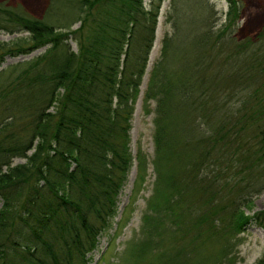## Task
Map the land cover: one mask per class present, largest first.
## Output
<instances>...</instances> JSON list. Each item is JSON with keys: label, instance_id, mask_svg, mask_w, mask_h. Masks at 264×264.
Returning <instances> with one entry per match:
<instances>
[{"label": "trees", "instance_id": "obj_1", "mask_svg": "<svg viewBox=\"0 0 264 264\" xmlns=\"http://www.w3.org/2000/svg\"><path fill=\"white\" fill-rule=\"evenodd\" d=\"M164 1L47 0L38 17L0 2V33L25 34L0 42V66L46 48L0 71V264H85L96 248L133 163L131 119ZM225 2L220 24L209 0H170L165 15L143 99L156 104L157 175L141 260L165 223L175 246L196 236L192 258L215 239L224 253L251 223L264 232V208L243 211L264 191V23L238 38L241 4ZM181 252L171 264L188 260Z\"/></svg>", "mask_w": 264, "mask_h": 264}, {"label": "rangeland", "instance_id": "obj_2", "mask_svg": "<svg viewBox=\"0 0 264 264\" xmlns=\"http://www.w3.org/2000/svg\"><path fill=\"white\" fill-rule=\"evenodd\" d=\"M10 5H18L24 8L33 16H40L47 0H0ZM215 5L219 24L225 19L227 4L225 0H209ZM241 4V18L239 20L238 38L253 36L264 23V0H238ZM149 0H144L146 5ZM170 0L162 3L158 18V25L155 34V41L151 50L146 73L142 79L139 97L134 106V112L131 119L130 128V149L133 156V163L128 172L123 187L116 197L115 214L109 219L107 226L100 232L97 238L96 248L86 256L85 264H153L159 263L155 260L159 248L170 250V259L167 264H171L172 259L176 256L175 249L182 246L184 256L191 254L190 243H193L192 234H181L177 246L173 243V234H179L178 228L168 229L165 223L164 230L161 231L159 237L151 241L156 243L157 249H149L145 247L148 254L144 255L143 260L138 256V250L150 240L148 237L151 232V221L146 220L145 216L151 215L150 198L154 196L156 172L154 161L157 160L154 144L155 126L153 123L155 117V102L150 101L145 109L143 99L149 80V72L153 63L159 56L160 42L166 32L170 28L165 24V15ZM78 26V25H77ZM75 26L74 28H77ZM25 34L9 35L0 33V42L8 43L18 38H24ZM70 46L76 51V45L71 40ZM46 48L39 49L27 56L17 58L7 57L0 66V71L8 68L10 65L27 61L44 52ZM137 153L143 156L144 160L140 162L136 160ZM156 158V159H155ZM23 160H14L13 165L23 163ZM140 166V168H139ZM142 177V178H141ZM2 201L0 198V208ZM250 207V209H249ZM264 208V191L257 195H253L251 203L243 208L245 215H252L254 212ZM222 241L212 240L204 243L200 248L199 254L192 258V254L188 260L181 257V262L176 264H256L264 256V232L254 223L249 224L242 233L237 234L229 239L224 253L221 251ZM136 250V251H134ZM192 258V259H191ZM15 262L19 260L14 258ZM174 264V263H173Z\"/></svg>", "mask_w": 264, "mask_h": 264}]
</instances>
